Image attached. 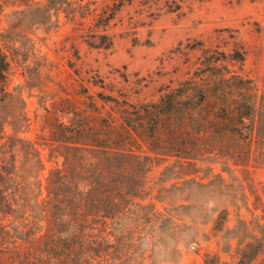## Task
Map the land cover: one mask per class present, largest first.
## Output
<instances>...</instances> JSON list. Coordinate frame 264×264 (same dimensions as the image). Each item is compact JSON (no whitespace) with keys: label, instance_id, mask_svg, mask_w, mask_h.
<instances>
[{"label":"rangeland","instance_id":"374dc122","mask_svg":"<svg viewBox=\"0 0 264 264\" xmlns=\"http://www.w3.org/2000/svg\"><path fill=\"white\" fill-rule=\"evenodd\" d=\"M88 2L0 0V45L9 60L0 144L17 143L23 170L33 143L44 182L63 160L52 132L70 123L74 104L105 117L109 98L141 104L187 80L223 85L234 106L249 101V138L219 137L220 150L191 161L172 155L134 167L142 178L131 206L137 211L131 226L109 235L122 253L102 264H264V0H126L106 27L109 48L86 36ZM106 3L97 0L96 12ZM22 212L0 222L37 233L42 222Z\"/></svg>","mask_w":264,"mask_h":264},{"label":"trees","instance_id":"16d2710c","mask_svg":"<svg viewBox=\"0 0 264 264\" xmlns=\"http://www.w3.org/2000/svg\"><path fill=\"white\" fill-rule=\"evenodd\" d=\"M124 1L111 0L96 12L97 0H89L93 8H84L81 17H91L86 34L91 44L112 46L105 30ZM8 69V56L0 45L4 93ZM235 102L223 85L187 80L154 102L106 99L101 105L105 117L74 104L70 123L59 122L52 132L63 160L49 170L44 182L40 177L44 165L33 143L22 160L23 170L16 163L21 151L17 143L0 144V219L15 220L23 208L24 220L42 222L37 233L12 232L0 222V264H102L103 256L121 254V246L113 245L109 235L121 225L131 226L130 216L137 211L131 206L141 177L134 167L144 170L153 157L174 155L191 161L200 152L220 150L219 137L247 140L252 125L245 121L249 101L243 109ZM107 103H112L108 110Z\"/></svg>","mask_w":264,"mask_h":264},{"label":"clouds","instance_id":"9594fccd","mask_svg":"<svg viewBox=\"0 0 264 264\" xmlns=\"http://www.w3.org/2000/svg\"><path fill=\"white\" fill-rule=\"evenodd\" d=\"M209 208H211L212 207V205L211 204H209V206H208Z\"/></svg>","mask_w":264,"mask_h":264}]
</instances>
